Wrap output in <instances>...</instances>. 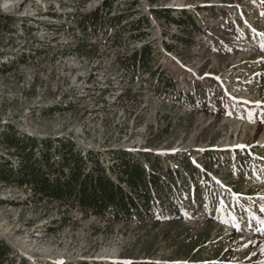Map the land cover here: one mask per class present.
I'll return each instance as SVG.
<instances>
[{"label": "rangeland", "instance_id": "rangeland-1", "mask_svg": "<svg viewBox=\"0 0 264 264\" xmlns=\"http://www.w3.org/2000/svg\"><path fill=\"white\" fill-rule=\"evenodd\" d=\"M14 1L32 6L28 19L8 8ZM103 1L0 0L20 23L0 31V138L13 129L66 138L143 163L154 153L175 172L174 199L165 214L111 224L36 208L29 193L0 183V241L15 263L263 264L264 146L249 145L264 128V3L112 0L84 34L80 15ZM146 46L151 59L132 68L128 57ZM162 75L174 92L160 90ZM209 119L215 126L194 139ZM0 156L17 166L1 139Z\"/></svg>", "mask_w": 264, "mask_h": 264}, {"label": "trees", "instance_id": "trees-1", "mask_svg": "<svg viewBox=\"0 0 264 264\" xmlns=\"http://www.w3.org/2000/svg\"><path fill=\"white\" fill-rule=\"evenodd\" d=\"M113 1L105 0L95 10L80 16L79 28L84 34L94 33L93 27L101 24L103 14L111 13ZM166 12L169 11L162 15ZM162 15L159 17H165ZM123 17L121 14L114 19L120 23ZM13 21L0 10V31H8ZM173 21L181 25L180 20ZM150 59L151 49L147 46L128 57L132 68ZM158 86L162 91H175L173 80L165 75ZM0 139L8 155L18 161L13 166L0 156V183L29 193V203L36 208L45 205L48 211L63 210L65 215L79 212L87 218L127 224L165 214L159 209L167 200L174 199L171 185L175 172L165 171L162 159L154 153H144L143 163L125 151L114 150L104 156L80 149L66 138L20 136L14 129L7 130ZM101 158L106 164L100 162ZM13 252L9 244L0 241V264H29L24 258L15 263Z\"/></svg>", "mask_w": 264, "mask_h": 264}, {"label": "bare ground", "instance_id": "bare-ground-1", "mask_svg": "<svg viewBox=\"0 0 264 264\" xmlns=\"http://www.w3.org/2000/svg\"><path fill=\"white\" fill-rule=\"evenodd\" d=\"M8 6V8H11L12 10V12L13 13H15L16 12V10H17V8H18V6H19V4H18V2H13V3H11V4H8L7 5ZM96 5H94L93 7H95ZM92 8V7H91ZM97 8V7H96ZM95 8V9H96ZM23 9H25V10H31V8H29V7H25V8H23ZM95 9H93V10H95ZM21 8H20V12H21ZM92 10V11H93ZM23 15H24V13H23ZM47 15V14H46ZM21 16V15H20ZM75 66L74 67H72V70H75ZM79 78V75L78 74H74L73 75V81L74 82H76V83H79V80H77ZM78 88H83V85H76ZM208 121V120H207ZM207 123V125H205L204 127H202L201 128V130H198V132L197 133H195L194 135V139H198L199 137H200V135L202 134V133H204L203 131H207V130H209V128L212 126V127H214L215 126V123H216V120H214V119H209V122H206ZM256 139L253 141V143H250V148L251 147H253V146H258V147H261V146H264V128H259L258 129V132L256 131ZM253 145V146H252ZM196 147V141L195 140H192L191 142H189V143H187L185 146H184V150H187V151H191V150H194V148ZM40 237V236H39ZM262 248V247H261ZM107 253H109L108 255H111L112 253H113V249L112 248H110V247H108L107 249ZM257 254V253H256ZM259 258V257H258ZM264 264V263H263Z\"/></svg>", "mask_w": 264, "mask_h": 264}, {"label": "built area", "instance_id": "built-area-1", "mask_svg": "<svg viewBox=\"0 0 264 264\" xmlns=\"http://www.w3.org/2000/svg\"><path fill=\"white\" fill-rule=\"evenodd\" d=\"M30 7H31V10H25V9H22L21 12L19 11V10H20V7H19L17 11H19L18 13H20V14H17V16H18V15H21V16H18V18H19V17H22L23 19H28V18L31 16V14H32V13H31V11H32V6H30ZM23 8H24V7H23ZM90 12H91V11H90ZM23 13H24V15H23ZM88 13H89V12H88ZM85 14H87V13H85ZM85 14H81V15H85ZM4 15H5V14H4ZM81 15H80V16H81ZM5 16H6V15H5ZM11 16H12V15L10 14V17H9V18H12ZM13 16L15 17V15H13ZM6 17H8V16H6ZM17 24L20 25L19 22H18V23H17V22H14L12 25L15 26V25H17ZM18 27L20 28V30H22L21 26H18Z\"/></svg>", "mask_w": 264, "mask_h": 264}, {"label": "snow or ice", "instance_id": "snow-or-ice-1", "mask_svg": "<svg viewBox=\"0 0 264 264\" xmlns=\"http://www.w3.org/2000/svg\"><path fill=\"white\" fill-rule=\"evenodd\" d=\"M261 210L264 211V208H262Z\"/></svg>", "mask_w": 264, "mask_h": 264}]
</instances>
